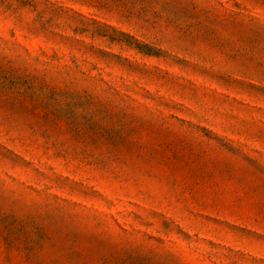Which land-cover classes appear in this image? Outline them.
<instances>
[{"label":"rangeland","instance_id":"rangeland-1","mask_svg":"<svg viewBox=\"0 0 264 264\" xmlns=\"http://www.w3.org/2000/svg\"><path fill=\"white\" fill-rule=\"evenodd\" d=\"M0 264H264V0H0Z\"/></svg>","mask_w":264,"mask_h":264}]
</instances>
